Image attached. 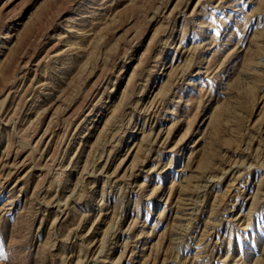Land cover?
Here are the masks:
<instances>
[{"label": "rangeland", "instance_id": "rangeland-1", "mask_svg": "<svg viewBox=\"0 0 264 264\" xmlns=\"http://www.w3.org/2000/svg\"><path fill=\"white\" fill-rule=\"evenodd\" d=\"M0 264H264V0H0Z\"/></svg>", "mask_w": 264, "mask_h": 264}]
</instances>
